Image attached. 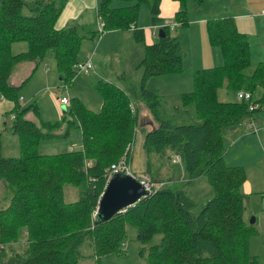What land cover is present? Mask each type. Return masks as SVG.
<instances>
[{
	"label": "trees",
	"instance_id": "trees-1",
	"mask_svg": "<svg viewBox=\"0 0 264 264\" xmlns=\"http://www.w3.org/2000/svg\"><path fill=\"white\" fill-rule=\"evenodd\" d=\"M67 1L0 0V95L15 106L10 111L14 118L5 123L3 131H11L19 140V155L4 156L0 131V182L6 189L4 206L0 207V264L6 258L8 264H79V247L86 239L98 263L100 256L126 251L131 228L141 244L139 256L145 257L147 264H261L249 251L253 225L243 218L240 189L245 172L224 162L228 150L225 136L230 128L254 120V113L264 105V61L252 65L249 36L238 31L230 17L206 21L209 42L220 47L224 63L196 70L192 90L181 94L180 111L192 116L191 121L160 118L157 96L141 88V100L158 123L145 133L144 151L165 155L170 150L178 157L187 180L205 176L213 196L194 215L193 202L185 191L165 184L157 191H146L132 205L104 220L96 212L109 181L107 170L120 160L129 162L131 145L141 127L139 107L115 83L97 84L103 96L99 111L73 98L67 112L69 126L81 130V149L41 154L37 151L39 142L52 136V129L61 122L36 124L26 118L29 110L38 113L37 106L32 103L22 108L17 87L9 83L18 62L41 63L49 55L55 59L60 81L66 84L73 79L81 41L96 39L100 33L76 23L55 28ZM113 1L100 2V32L134 27L142 4L148 6L152 23L164 32L156 42L144 45L139 63L143 80L180 72L181 39L172 37L170 24L159 18L161 0H134L132 6L118 7L111 6ZM173 1L179 3L173 18L177 28L187 23L186 3L205 0ZM133 36L143 41V30L134 28ZM20 41L26 42L27 49L12 53L11 45ZM221 87L249 92L251 100L221 101ZM250 104L254 105L252 110ZM252 124L248 127L255 131ZM65 183L84 184L77 200H64ZM156 235L160 240L152 243ZM15 242L24 243L21 251L12 249ZM7 250L10 253L5 257Z\"/></svg>",
	"mask_w": 264,
	"mask_h": 264
},
{
	"label": "rangeland",
	"instance_id": "rangeland-1",
	"mask_svg": "<svg viewBox=\"0 0 264 264\" xmlns=\"http://www.w3.org/2000/svg\"><path fill=\"white\" fill-rule=\"evenodd\" d=\"M24 1L31 2L33 0ZM117 1L118 0H115L114 2L118 3L119 1ZM241 1L243 5L251 1L249 2L251 5L253 2L257 3L264 0H209V2L205 0L200 4L193 1H188V3H186L187 23L177 28L173 26L170 31L172 37H180L183 47V69L177 73L151 76L147 80H143V69L139 67L138 62H140L144 56L145 44L144 40H136L132 35L133 32L126 34V36H130V38L116 39L112 44L107 41L109 40L108 35V37L104 38L99 48L98 46L102 40V36L99 38V34L95 40H82L77 54V61L91 57L92 63H94V60L98 58L101 60L98 64V71L94 72L93 68L91 70L89 69L90 71L88 70L87 72H89L90 75H88L84 70H78L73 79L66 84L58 79L59 75L55 59L49 55L44 62L46 61L49 67L55 70V73L50 76L48 79L49 84L45 85L44 91L39 93L36 99L42 116L56 120H62V118L65 117V122H61V125L55 126L52 129L54 134L50 139L48 138L41 143L38 147V151L43 154L70 151L71 148L68 145L76 143L77 140L80 139V136H75L73 133L69 137L62 136L66 130V123L70 116L66 115L67 112L62 111L63 108L66 110L68 105H61L59 100L62 95L73 97V95H75L73 93H76V97L79 98V100L84 101L88 107L97 112L100 110L103 100V96L98 90L97 84L104 82L115 83L117 86L124 89L126 94L131 97L132 102L139 107V114L143 117L146 115L145 113L148 114L147 118L151 116L154 117V115L141 100L142 87L157 96L158 107L156 110L160 118L166 120L172 119L174 121H178V119L191 121L193 119L192 116H184L182 115V110L180 111L181 94L192 90L193 74L196 70L203 69L206 66H220L224 63L220 47L213 46L209 42L206 27L202 28V30L200 29V26H202L200 24L202 20L200 19H202L203 16H207V13L212 10L216 13L221 10V14L224 13L225 10L236 13L240 9ZM205 3H208L209 7L205 8ZM132 4H134V2ZM24 12H26L25 9ZM150 15L148 6L142 4L139 8L137 17L138 26L145 23L146 19L152 22V20H150ZM248 17H250V15H248ZM83 18H85V20L92 18V27L98 29L95 10H85ZM252 18L256 19L252 21L257 22L251 21L249 25L252 26L249 28L250 30L245 33L251 37V63L255 65L258 61H264V56L259 57L257 54V49L259 47L264 48V26L262 25L264 24V15ZM203 21L206 26V19ZM130 29L134 30V27L132 26ZM107 32L109 31L102 32L101 35ZM14 46L12 53L22 50L25 51L24 49L27 48V44L24 41ZM97 49L96 56L92 57ZM116 49H119V52H117ZM141 52L143 56L137 60V55L139 56ZM105 56H107V58H104ZM44 62L40 63V68L44 67ZM119 69L122 73L117 76L114 72ZM76 78L77 80L74 82ZM43 83H46V81L43 79V75H41L35 77L32 81L27 83L26 86H38ZM32 88L33 87H30V89ZM218 99L222 101H233L236 99V92L221 87L218 90ZM0 102L4 103V106L0 105V129H2L3 118L9 122L11 120V115L8 113L10 110L8 102L6 100H0ZM188 108L192 109V105ZM254 116L258 127L256 133L242 135L244 132V125L242 124L238 126L237 129L229 131L226 134L225 143L228 150L225 154L224 162L229 166L242 167L245 172L246 180L240 189L243 195V218L248 223L254 218V222L252 223L253 231L249 238V251L252 255L256 256L261 264H264V105L262 110L254 113ZM143 137L141 131L138 130L134 138V158L137 161L141 159L142 166H145L144 159L146 160L148 158V160L153 162L154 166L158 167L161 172L164 166L160 161H163L167 167L164 175H162L165 180H161L163 178H159L155 175L154 173H156V170L154 169L145 170L142 173L141 169L136 168L138 165L136 161L132 162V169L128 166L129 162L126 168L133 173L135 172L134 174L145 173L152 179L161 182L165 181V184L174 189H183L193 202V207L191 208L192 214H198L203 204L213 196V188L208 179L205 176H199L196 179L187 180L182 173L180 162L175 159H166L167 156L170 158L169 155H173L170 150H168L165 155H157L155 153L146 154L143 147H141ZM67 138L68 140L65 141ZM2 140L4 156L19 155V145L16 134L10 131H4L2 132ZM74 149L78 150V148ZM156 159L157 161H155ZM82 188H84L83 183L80 184V186L65 183L63 186L64 200L66 202L77 200L80 197ZM5 190L4 185L0 187V207L4 206L3 199H6ZM159 240L160 235H156L151 242L157 243ZM11 246L14 251H21L24 247V243L19 242V244H17L15 242L11 244ZM146 246H148V244ZM140 247V242L135 239V231L131 228L129 230L128 239L126 240V251L121 254L100 256V260H98L97 263V258L90 240L86 239L79 247V253L81 254L79 264H144L143 261L147 264L145 257L139 256ZM9 253V250H7L5 257H7ZM136 256L142 257L143 261L139 258L136 259ZM6 259L2 260V263L8 264V259Z\"/></svg>",
	"mask_w": 264,
	"mask_h": 264
},
{
	"label": "crops",
	"instance_id": "crops-1",
	"mask_svg": "<svg viewBox=\"0 0 264 264\" xmlns=\"http://www.w3.org/2000/svg\"><path fill=\"white\" fill-rule=\"evenodd\" d=\"M118 1H117L118 3H115L113 1L111 3V6H114V7H118V6H132L133 5L132 3L134 2V0H118ZM206 1L209 2V0H206ZM226 1H233V0H226ZM100 2H101V0L100 1L99 0H68L66 5L63 7L61 13L59 14L57 20L55 21V28H57V29L63 28L65 26H67L68 24H70V22H71V24H75L76 23V24H79V25H89V26H91L92 29H96L97 30V28H93L92 27V24H93V19L92 18L91 19H86V20H85V18H83V14H84L85 10L92 9V10H95L96 22H97V26H98V31L100 33L99 34V38L102 36L101 37L102 40H101L98 48L101 46L102 41L104 40V38L108 37V35H109V38H108L109 40H107V41H109L110 44H112V42H115L116 39H123V38H128V37L130 38V36H126V34H130L131 32H133L132 29H128V30L112 29V30H107L109 32H107L104 35H101L102 32H100L99 25L103 24V21L100 19V17H98V13H97L99 5H100ZM249 2H251V1H249ZM249 2H246L245 5H243V2L241 1L240 9L236 13L230 12V11H227V10H225V12L222 13V14H221V10H220V12H217V13L214 10L210 11L209 13H207V16H203V18L200 19V20H202V22L200 23L202 25V26H200V29L202 30V28L206 27L205 26V22L203 21L204 19H206V21H207L210 18L230 17V18H232L234 20V23H235L236 28H237L238 31L243 32V33H245V32L247 33L250 30L249 28H251V26H252V25H249V23L252 20H256L255 18H252V17H259V16L264 15L262 13L263 7H264V1H260V2H257V3L253 2L251 5L249 4ZM204 5H205V8L209 7L208 3H205ZM178 10H179V3L177 1L161 0L160 1V5H159V18L163 21V23H169V22L173 23V18L175 16V13ZM248 15H250L251 18L248 17ZM150 17H151V15H150ZM150 20H151V18H150ZM252 22H257V21H252ZM138 24L139 23L136 20L135 24H133V25H134V28H136V29H140L141 28L143 30L144 44L147 45V44L154 43L160 38L159 35H158L159 27H157L152 22H149L148 19L145 20V23H143L142 25H139L140 27L138 26ZM253 25H255V24H253ZM262 25L264 26V24H262ZM172 27L173 26L170 25L171 30H172ZM126 31H129V32H126ZM83 40H85V39H83ZM90 40H92V39H90ZM93 40H95V39H93ZM18 43H21V41L20 42H15V43H13L11 45V51H12V49H14V47H15L14 45H18ZM26 49L27 48H25L24 50H26ZM97 51H98V49L96 50L95 54L92 55V57L96 56ZM116 51L119 52V49H116ZM19 52H21V51H19ZM249 52H250V60H251V57H252V43H251V37L250 36H249ZM15 53H18V52H15ZM257 54H258L259 57L260 56H264V48L259 47L257 49ZM142 56H143V53L141 52V54H139V56L137 55V60L139 58H141ZM104 58H107V56H105ZM82 60H84V59H82ZM91 60H92V58H91ZM93 60H94V58H93ZM258 60H261V59H258ZM94 61H93L94 63H92V68L94 69V72H97L98 71V64H99V62L101 60L97 58ZM261 61H258V62H261ZM95 63H96V66H95ZM138 63H140V62H138ZM92 68H90V70ZM88 70H84V71L87 72ZM54 73H55V70L52 67H49V65L46 63V61L44 62V67L43 68H40V63H37L35 61L18 62L14 66L12 71H11V74H10V77H9V83L12 86L17 87V93H18V97H19V100H20L19 103H20L21 107L24 108V107H26V106H28V105H30L32 103H34L37 106V109H38V113L37 114L34 113L33 111L29 110L26 113V115H25L26 118L32 120L36 124H40L41 122H55V121L65 122V117H63L62 120H58V119L56 120V119H50V118H46V117L42 116L41 115V110L39 108V105H38V102H37V99H36V96L39 93H42V91H44L45 85L49 84V82H48L49 80L48 79ZM87 73H88V75H90L89 72H87ZM114 73L117 74V76H118L119 74L122 73V71L119 69V70L115 71ZM41 75H43V79L46 81V83H43L41 85L39 84L38 86H36V85L26 86L27 83L32 81L35 77L41 76ZM58 75H59V72H58ZM58 79L60 80V78H58ZM76 80H77V78L74 80V82H76ZM112 80H114V79H112ZM30 87H33V88L30 89ZM28 89H30V90H28ZM235 92H237V91H235ZM73 94H75V95H73V97H69L67 95H62L61 96V98L62 97H66L68 99V103H66V105H68V107L66 108L65 112H68V108H69V106L71 104L70 103L71 99L75 98V99L79 100V98L76 97L77 96L76 93H73ZM237 99L238 98L236 96V99H234L233 101H236ZM0 100H6L8 102V105H9V108H10L8 113H10V111H12L13 108L15 107L13 101L7 100L5 98L4 99H0ZM79 101L86 108H88V109H90L92 111H96V110H93L90 107H88V105L84 101H82V100H79ZM59 103H60V101H59ZM102 103H103V100H102ZM102 103H101V106H102ZM0 105L4 106V103L0 102ZM145 114L146 115L144 117L139 114V119H140V122H141L140 126L141 127H139V129H137V131L138 130L141 131L143 136L145 135L146 132L150 131L151 129L156 127V125L158 124L157 121L155 119H153L152 116L150 118H147L148 114L147 113H145ZM66 115H67V113H66ZM69 119H70V117H69ZM249 120H247V121H245V123H243L244 132L242 133V135L256 133L258 131V127H257V124L255 122L256 118H254V120H252V121H249ZM6 122H7V120L5 118H3V123H2L3 126H2V129H0V131H3V127H4ZM10 122L11 121H9V123ZM249 122L253 123L252 125L256 128L255 131H251L250 130V128L248 127ZM235 129H237V127ZM72 133L75 136L79 135L80 139L77 140V142L74 143L73 145H68V146L71 148L70 150H75L74 148L80 149L82 147V137H81L80 128L77 127V126H69V124L66 123V130H65V132L63 133L62 136H64V137L68 136L69 137ZM17 138H18V136H17ZM48 138L50 139L51 136H49ZM48 138L41 140L39 142L38 147L41 145V143L44 140H47ZM143 139H144V137H143ZM143 139H142L141 147H143ZM67 140H68V138L65 141H67ZM18 145H19V140H18ZM38 147H37V151H38ZM130 150H131V152H130L131 155H130V158H129V166H130L131 169H132V162L136 161V162H138V165H137L136 168L141 169L142 173L145 170L148 171V169L149 170H153L154 169V170H156L155 171L156 173H154V174L157 175L159 178H163L162 175H164V172L167 169V167H166V165H165V163L163 161H160L163 164V166H164V169L162 170V172L160 171V169L158 167L154 166L153 162L148 160V158L146 160L144 159V165L145 166H142V160L139 159L137 161L134 158V141H133V143L131 145V149ZM2 153H4V151H3V140H2ZM41 154H43V153H41ZM51 154H54V153H51ZM169 157L170 158H168V156H167L166 159L167 160H170V159L178 160V157H176L174 154L172 156L169 155ZM155 161H157V159ZM137 174H140V173H137ZM161 180H165V179L163 178ZM0 187H3L2 182H0ZM136 259H137V256H136Z\"/></svg>",
	"mask_w": 264,
	"mask_h": 264
},
{
	"label": "water",
	"instance_id": "water-1",
	"mask_svg": "<svg viewBox=\"0 0 264 264\" xmlns=\"http://www.w3.org/2000/svg\"><path fill=\"white\" fill-rule=\"evenodd\" d=\"M159 37L164 36L161 28L158 30ZM65 112V108L62 109ZM232 126L230 130H234ZM146 194L143 186L131 175L123 172H116L111 175L109 181L101 195L97 208V217L107 220L117 212L124 210L125 207L132 205ZM254 222V218L250 223Z\"/></svg>",
	"mask_w": 264,
	"mask_h": 264
},
{
	"label": "built area",
	"instance_id": "built-area-1",
	"mask_svg": "<svg viewBox=\"0 0 264 264\" xmlns=\"http://www.w3.org/2000/svg\"><path fill=\"white\" fill-rule=\"evenodd\" d=\"M262 13L264 14V7H263ZM169 24L172 25V26L175 25V23H172V22H169ZM102 25L103 24L99 25V29H101ZM74 68H75L76 72L78 70H88V69L92 68V60H91V58H88L86 60L77 61L74 64ZM236 96L240 100H245V101L251 100V94L249 92L244 91V90L237 91L236 92ZM0 99H4V97L2 95H0ZM59 101H60L61 104L68 103V99L66 97L60 98ZM253 108H254V105L250 104L249 110H252ZM13 118H14V114H11V119H13ZM127 164L128 163H125V162H123L121 160L119 162L113 164L111 166L110 170H107V172H108L107 173L108 180H109V178L111 177L112 174H114L116 172H123L126 175H131L134 178H136L137 181L148 192L157 191V190L161 189L165 185L164 182L152 179L148 174H145V173L144 174H139V175L134 174L132 171H129L126 168ZM128 166H129V164H128Z\"/></svg>",
	"mask_w": 264,
	"mask_h": 264
}]
</instances>
